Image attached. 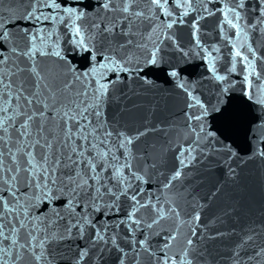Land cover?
Instances as JSON below:
<instances>
[{"label":"snow or ice","instance_id":"snow-or-ice-1","mask_svg":"<svg viewBox=\"0 0 264 264\" xmlns=\"http://www.w3.org/2000/svg\"><path fill=\"white\" fill-rule=\"evenodd\" d=\"M217 12L240 81L200 40ZM261 37L264 0H0V264H264V209L209 216L221 185L201 197L196 179L264 160ZM190 54L219 85L212 100L185 75ZM155 69L178 114L126 103L156 87ZM236 83L255 106L246 148L212 126Z\"/></svg>","mask_w":264,"mask_h":264},{"label":"water","instance_id":"water-1","mask_svg":"<svg viewBox=\"0 0 264 264\" xmlns=\"http://www.w3.org/2000/svg\"><path fill=\"white\" fill-rule=\"evenodd\" d=\"M169 3H171V0H169ZM219 6L218 4L210 5V7ZM220 19V13L217 12L216 15L200 21V40L209 48H220L219 53H214V55L219 56L216 62L219 74H227L228 79L231 81H240L242 76L237 73H239L241 65L237 64L236 73L228 71L231 67V42L223 37L224 35H232V33L229 31L225 34L219 31L218 23ZM177 37L182 47L194 46L191 29L187 24L177 27ZM62 38L67 39L66 36ZM253 46L259 49L261 55H264V37H261L260 41H255ZM169 54L172 55V53ZM190 56V59L181 61V65L185 69V75L190 82L197 84L198 91H203L204 94L201 99L212 100L213 95L216 94L215 89L219 85L207 79L211 76V73L207 70V64L201 56L191 54ZM257 64L259 66V61ZM149 78L155 82L156 87L144 91V88L148 86L136 88V82H134L133 88H136L142 94L131 96L126 103L142 105L141 108L137 109L141 112L155 104L157 106V117L172 115L173 113L178 114L184 106L183 99L168 94L178 91V89L166 82L169 78L160 69L153 70V75ZM201 83L207 85V88L202 89ZM241 87L240 83H236L235 87L230 89L231 103L226 105L228 112L223 115L216 114L212 126L219 128L224 136L228 138V142H234L233 147L240 145L241 148H246L248 142L245 139V130L254 115L253 109L255 106L244 99L241 91H239ZM192 111L196 110L193 109ZM233 163L235 164V161ZM197 172L196 179L199 182V195L201 197L209 196L218 184L221 185L220 191L212 198L209 207L206 209L209 216L229 206L237 207L242 213L252 214L259 213L264 209V160L259 158L247 160L246 163L237 167L234 180L225 176L223 170L215 166L210 171L203 170V166H201V169H198Z\"/></svg>","mask_w":264,"mask_h":264}]
</instances>
